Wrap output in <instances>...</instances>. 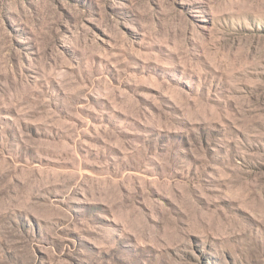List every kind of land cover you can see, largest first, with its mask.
Masks as SVG:
<instances>
[{
	"label": "rangeland",
	"instance_id": "1",
	"mask_svg": "<svg viewBox=\"0 0 264 264\" xmlns=\"http://www.w3.org/2000/svg\"><path fill=\"white\" fill-rule=\"evenodd\" d=\"M0 264H264V0H0Z\"/></svg>",
	"mask_w": 264,
	"mask_h": 264
}]
</instances>
